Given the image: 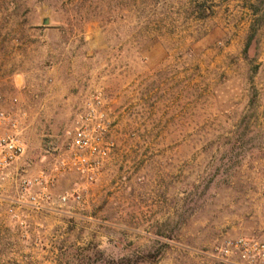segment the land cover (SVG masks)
Listing matches in <instances>:
<instances>
[{
  "label": "rangeland",
  "instance_id": "1",
  "mask_svg": "<svg viewBox=\"0 0 264 264\" xmlns=\"http://www.w3.org/2000/svg\"><path fill=\"white\" fill-rule=\"evenodd\" d=\"M95 95L90 181L67 131ZM0 96L26 143L0 264H244L229 242L264 240V0H0ZM40 175L49 203H18Z\"/></svg>",
  "mask_w": 264,
  "mask_h": 264
},
{
  "label": "built area",
  "instance_id": "2",
  "mask_svg": "<svg viewBox=\"0 0 264 264\" xmlns=\"http://www.w3.org/2000/svg\"><path fill=\"white\" fill-rule=\"evenodd\" d=\"M0 96V184L9 177L23 157L26 143L18 120L1 105ZM104 99L95 95L87 101L83 110L76 114L74 124L67 131L68 149L73 163L88 180L98 175L101 160L109 149L110 119ZM42 175L23 178L19 185L22 196L18 203H26L37 209L49 203L51 195ZM69 193L59 197L66 204ZM80 200L81 195H75ZM228 252L236 255L244 264H264V240L237 237L228 244Z\"/></svg>",
  "mask_w": 264,
  "mask_h": 264
}]
</instances>
